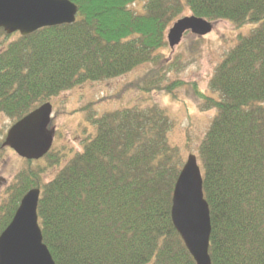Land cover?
Masks as SVG:
<instances>
[{"label":"trees","instance_id":"trees-1","mask_svg":"<svg viewBox=\"0 0 264 264\" xmlns=\"http://www.w3.org/2000/svg\"><path fill=\"white\" fill-rule=\"evenodd\" d=\"M70 1L78 7L71 24L26 36L0 28V115L12 123L76 85L163 62L167 29L186 11L254 24L214 67L210 94L195 82L188 93L200 109L215 110L198 147L210 262L264 264V0ZM160 71L145 72L137 90L166 95L183 86H161ZM89 115L95 134L46 183V169L60 163L54 145L36 161L22 158L0 203V233L22 196L38 188L42 243L55 264H195L170 216L184 162L168 141L165 108L138 102ZM5 135L0 130V160Z\"/></svg>","mask_w":264,"mask_h":264},{"label":"rangeland","instance_id":"rangeland-1","mask_svg":"<svg viewBox=\"0 0 264 264\" xmlns=\"http://www.w3.org/2000/svg\"><path fill=\"white\" fill-rule=\"evenodd\" d=\"M189 14L188 11L185 12V15ZM211 23L213 30L208 35L193 37L186 33L174 50L167 46L163 51V62L140 65L120 77L104 82H84L49 99L52 112L48 132L54 135L52 143L54 152L61 157L57 166L52 164L46 169L43 181L46 183L66 161L82 150L86 139L93 137L96 127L92 125L90 119V116H94L89 114L100 116L106 111L129 107L138 102L142 104L155 103L165 108L172 121L168 141L178 147L182 162L190 153L196 156L201 169L198 147L215 110L204 111L198 107L195 96L191 97L188 93L191 92L189 83L195 82L203 93L210 94L208 80L214 67L222 60L225 53L234 47L238 36L247 35L254 26V24H246L235 27L224 19L213 20ZM151 68L153 70L161 68L159 74L164 71L165 75L161 86H165V83L172 80L184 82L183 86L166 95L162 91L154 90L142 93L137 90L135 83H140L141 76ZM12 124L10 119L0 115L1 133L6 134ZM23 164L22 158L9 148L2 153L0 203L6 196V187L10 185Z\"/></svg>","mask_w":264,"mask_h":264},{"label":"water","instance_id":"water-1","mask_svg":"<svg viewBox=\"0 0 264 264\" xmlns=\"http://www.w3.org/2000/svg\"><path fill=\"white\" fill-rule=\"evenodd\" d=\"M78 7L70 0H0V28L7 34H31L39 28L71 24ZM212 24L195 15L182 16L166 32L169 48L174 49L190 32L205 36ZM52 106L45 102L9 127L4 145L27 160L42 158L51 148L48 132ZM202 174L195 155L189 153L177 176L171 201L172 226L179 234L195 264H211L208 255L211 232L209 208L202 194ZM40 190L32 188L0 233V264H55L42 235L37 216Z\"/></svg>","mask_w":264,"mask_h":264}]
</instances>
